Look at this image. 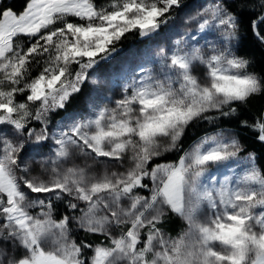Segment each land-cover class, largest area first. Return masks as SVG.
Wrapping results in <instances>:
<instances>
[{
  "label": "snow or ice",
  "instance_id": "1",
  "mask_svg": "<svg viewBox=\"0 0 264 264\" xmlns=\"http://www.w3.org/2000/svg\"><path fill=\"white\" fill-rule=\"evenodd\" d=\"M0 264H264V0H0Z\"/></svg>",
  "mask_w": 264,
  "mask_h": 264
}]
</instances>
